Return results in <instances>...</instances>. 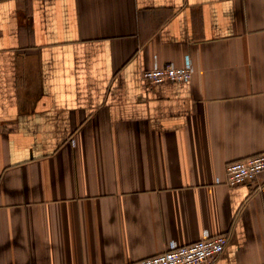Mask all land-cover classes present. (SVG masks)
<instances>
[{"label":"crops","instance_id":"0c3cea01","mask_svg":"<svg viewBox=\"0 0 264 264\" xmlns=\"http://www.w3.org/2000/svg\"><path fill=\"white\" fill-rule=\"evenodd\" d=\"M262 152L264 0H0V264H264V172L215 182Z\"/></svg>","mask_w":264,"mask_h":264},{"label":"built area","instance_id":"2783aa9c","mask_svg":"<svg viewBox=\"0 0 264 264\" xmlns=\"http://www.w3.org/2000/svg\"><path fill=\"white\" fill-rule=\"evenodd\" d=\"M193 71L190 62L183 66L155 62L143 70L142 78L150 85L184 82L191 79ZM263 172L264 152L229 161L226 164L225 178L217 177L215 182L234 186L255 181ZM227 243L226 234H205L188 244L172 242L167 250L142 258L136 264H211L225 250Z\"/></svg>","mask_w":264,"mask_h":264}]
</instances>
